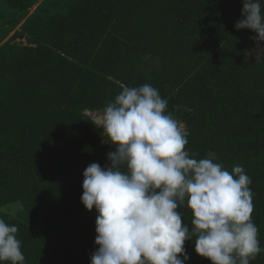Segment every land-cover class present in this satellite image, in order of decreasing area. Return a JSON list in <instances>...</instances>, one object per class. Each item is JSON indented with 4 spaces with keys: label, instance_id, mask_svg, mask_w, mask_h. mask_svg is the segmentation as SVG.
Masks as SVG:
<instances>
[{
    "label": "trees",
    "instance_id": "trees-1",
    "mask_svg": "<svg viewBox=\"0 0 264 264\" xmlns=\"http://www.w3.org/2000/svg\"><path fill=\"white\" fill-rule=\"evenodd\" d=\"M243 0H0V219L24 264H91L95 208L83 172L115 145L87 111L145 83L183 122L186 150L251 178L264 248V53L236 30ZM264 42H261V45ZM20 204L14 214L5 211ZM191 225L188 208L178 207ZM195 239V238H194ZM186 264H212L185 241ZM8 264V262H3ZM250 264H264V252Z\"/></svg>",
    "mask_w": 264,
    "mask_h": 264
},
{
    "label": "clouds",
    "instance_id": "clouds-1",
    "mask_svg": "<svg viewBox=\"0 0 264 264\" xmlns=\"http://www.w3.org/2000/svg\"><path fill=\"white\" fill-rule=\"evenodd\" d=\"M234 27L256 33L257 58L264 53V0H243ZM167 108L150 84L122 86L91 118L115 145L104 167L93 162L83 172L81 202L98 213L91 264H186L192 240L212 264H250L264 252L251 178L241 165L225 169L214 152L197 159L187 151L185 124ZM178 207L191 210V225ZM18 231L0 219V264H24Z\"/></svg>",
    "mask_w": 264,
    "mask_h": 264
},
{
    "label": "rangeland",
    "instance_id": "rangeland-1",
    "mask_svg": "<svg viewBox=\"0 0 264 264\" xmlns=\"http://www.w3.org/2000/svg\"><path fill=\"white\" fill-rule=\"evenodd\" d=\"M261 48H264V44L260 45ZM249 52L253 58H257V44L250 43L249 44ZM260 56V55H259ZM259 58V57H258ZM97 111H87V114L90 117H93L94 113ZM186 127V126H185ZM187 131V129H186ZM21 208L20 204L11 205L9 208H4L5 211H10L11 213H16Z\"/></svg>",
    "mask_w": 264,
    "mask_h": 264
}]
</instances>
